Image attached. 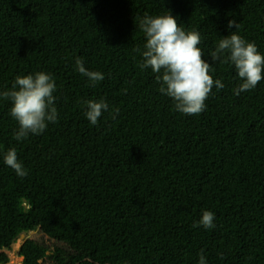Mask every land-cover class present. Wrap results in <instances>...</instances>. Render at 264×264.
<instances>
[{"label":"trees","instance_id":"1","mask_svg":"<svg viewBox=\"0 0 264 264\" xmlns=\"http://www.w3.org/2000/svg\"><path fill=\"white\" fill-rule=\"evenodd\" d=\"M170 12L200 34L224 84L198 115L177 111L141 67V19ZM232 31L264 55V0H0V92L43 71L58 113L17 141L0 98V264L36 230L68 246L59 264H264V80L237 95L234 66L209 57ZM78 58L104 79L79 73ZM89 100L109 106L95 125ZM10 148L23 178L4 163ZM204 210L214 228L197 224ZM47 251L26 238L18 255L46 264Z\"/></svg>","mask_w":264,"mask_h":264},{"label":"clouds","instance_id":"2","mask_svg":"<svg viewBox=\"0 0 264 264\" xmlns=\"http://www.w3.org/2000/svg\"><path fill=\"white\" fill-rule=\"evenodd\" d=\"M146 36L142 52V68H151L157 74L159 91L171 97L175 109L185 115H198L205 108V101L213 87L222 89L224 84L220 79H213L210 74L212 63L204 58V52L199 47L201 36L196 31H185L175 16L170 13L157 16H145L139 24ZM227 27L238 28L235 19H230ZM211 62L231 63L241 81L235 89L237 95L242 91L254 89L264 80V55L257 46L246 41L236 31L223 36L214 50L209 52ZM76 68L79 73L92 82L101 81L104 76L99 71H89L78 58ZM56 84L48 73L43 71L35 74L18 75L10 91L0 92V98L9 100L11 117L17 121L18 130L14 138L19 141L32 135L44 132L49 122L58 118L55 105ZM86 118L92 125L108 110L104 100H89L86 102ZM118 112V109L116 110ZM4 163L23 178L27 172L18 160L14 148L8 149L4 155ZM206 229L214 228V214L204 210L197 222ZM199 264H206L203 254Z\"/></svg>","mask_w":264,"mask_h":264},{"label":"rangeland","instance_id":"3","mask_svg":"<svg viewBox=\"0 0 264 264\" xmlns=\"http://www.w3.org/2000/svg\"><path fill=\"white\" fill-rule=\"evenodd\" d=\"M31 238L36 239L41 242H43L46 246H48L47 256H46V264H59L56 260V248H62L64 249V256H67L69 254V248L66 244L59 242L54 239H50L47 235L40 232V230L31 231L28 234H23L18 238L17 242L12 245V248L8 250V254L10 257V261L7 264H21L23 258L18 255V249L23 243L24 239Z\"/></svg>","mask_w":264,"mask_h":264},{"label":"water","instance_id":"4","mask_svg":"<svg viewBox=\"0 0 264 264\" xmlns=\"http://www.w3.org/2000/svg\"><path fill=\"white\" fill-rule=\"evenodd\" d=\"M22 235H23V234H22ZM22 235H21V236H22Z\"/></svg>","mask_w":264,"mask_h":264},{"label":"bare ground","instance_id":"5","mask_svg":"<svg viewBox=\"0 0 264 264\" xmlns=\"http://www.w3.org/2000/svg\"><path fill=\"white\" fill-rule=\"evenodd\" d=\"M11 264V263H10Z\"/></svg>","mask_w":264,"mask_h":264}]
</instances>
